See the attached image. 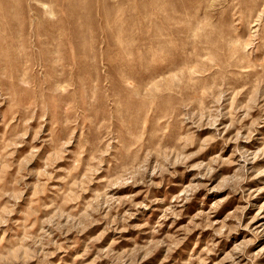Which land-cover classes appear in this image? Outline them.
Instances as JSON below:
<instances>
[{"label": "rangeland", "instance_id": "1", "mask_svg": "<svg viewBox=\"0 0 264 264\" xmlns=\"http://www.w3.org/2000/svg\"><path fill=\"white\" fill-rule=\"evenodd\" d=\"M0 264H264V0H0Z\"/></svg>", "mask_w": 264, "mask_h": 264}]
</instances>
